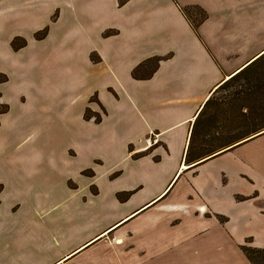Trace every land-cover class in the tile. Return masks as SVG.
Returning a JSON list of instances; mask_svg holds the SVG:
<instances>
[{"label":"crops","instance_id":"0c3cea01","mask_svg":"<svg viewBox=\"0 0 264 264\" xmlns=\"http://www.w3.org/2000/svg\"><path fill=\"white\" fill-rule=\"evenodd\" d=\"M64 3L61 29L53 25L35 51L23 47L29 58L0 83L11 106L0 116V264H251L240 247L264 248V79L254 74L264 59V0H99L89 20L72 14L87 2ZM190 5L207 13L198 34L179 11ZM107 29L115 33L103 37ZM62 38L54 60L48 47ZM153 56L162 59L152 74L133 77ZM93 94L106 111L97 123L83 118L84 108L97 109ZM68 106L77 144L62 155L82 159L73 169L46 159L45 140L57 132H43ZM150 134L157 142L145 148ZM35 136L39 149L15 148ZM72 179L80 189L68 187ZM57 184L68 194L58 196ZM34 218L38 228L26 225ZM163 218L171 228L183 220L177 258L168 250L176 245L158 243Z\"/></svg>","mask_w":264,"mask_h":264},{"label":"rangeland","instance_id":"374dc122","mask_svg":"<svg viewBox=\"0 0 264 264\" xmlns=\"http://www.w3.org/2000/svg\"><path fill=\"white\" fill-rule=\"evenodd\" d=\"M61 1H64L66 3V5H68L69 7H71L74 10V6H78V3L80 5V7L82 8V6H84L82 3L87 2L86 9L88 11L84 12V13H80V11H73V15H76L77 19H80L81 15H85L87 14V18L89 20V13L91 12L93 15V12H97V11H93V8H97V1H92V0H86V1H76V0H0V69H4V71L0 70V79H2V76L5 77L4 81H1L0 83L6 82L8 80V74L7 72V68L10 67L9 65H14V63H18L23 57L28 59L29 58V54L27 53H22L20 54L19 52L23 50V47L27 46L29 43L32 46H35L33 48V51L36 50V47L39 44H43V42H47L50 38V29L51 27L56 23V21L58 20V18L60 17L61 14V8H60V3ZM118 3V5H122L124 4V2H126L127 0H116ZM56 5V6H55ZM193 6H198V5H193ZM183 7V6H181ZM180 11V9H179ZM181 12V11H180ZM196 9L193 8L192 9V14L193 16H197L196 13ZM182 13V12H181ZM78 14V16H77ZM183 15V14H182ZM91 18V16H90ZM185 18V17H184ZM76 20V19H75ZM87 20V21H88ZM87 21L85 22V24L87 23ZM77 22V20H76ZM82 23V22H81ZM78 24V23H77ZM59 26H61L59 24ZM79 26V24H78ZM74 25L70 26V28H67L66 31L68 34H71L74 32V30L76 29V27H74ZM57 30V29H61L60 27H56L55 25L53 27V30ZM79 30H83L82 28L79 27ZM115 33L114 30L111 29H107L104 32H102V36H108ZM64 37V36H63ZM67 37H70V35H68ZM66 40H69L67 38H64ZM55 41V39H54ZM53 40L50 42V46L49 48V52L48 54H52L54 55L52 58L54 60H56V48L60 49V47L62 46H66L67 43L63 40V43H53ZM47 44V43H46ZM45 44V45H46ZM47 48V49H48ZM48 51V50H47ZM60 51V50H58ZM43 52V51H42ZM60 53H66L65 50L61 51ZM37 54V52H36ZM33 57V56H31ZM41 59V58H40ZM89 59L92 62H99L100 58L97 55L96 52H91L89 55ZM51 60V59H49ZM42 62V59L40 60ZM72 61L75 62V59H73ZM29 62V60H28ZM36 63V65H35ZM34 64L35 66H39L40 63L38 64V60L36 58L35 61H33L31 63V65ZM257 66L255 67L256 70H254L255 74L258 75L259 78L256 81H261V79H264V59L260 60V62H258L256 64ZM263 67V68H262ZM13 77L15 78L14 82H17V80L19 79V75L17 73V71L15 72V75L12 76V84H16L17 86H20L21 84H17V83H13ZM16 86V87H17ZM15 87V88H16ZM1 95V93H0ZM1 97V96H0ZM22 100V98H21ZM20 101V99H19ZM89 102H93L97 104V109L93 110L91 109L89 106L84 108V112H83V118L86 119V116H90L89 119H93L94 117H98L100 118V121L102 119V116L104 114H106V111L104 109V107L98 102L97 100V96L96 94H93L89 97ZM13 104V102H12ZM11 104V105H12ZM6 105H7V109H6ZM11 108V106L9 104H6L4 102L1 101L0 98V116L2 114H5L9 109ZM14 108V106H13ZM54 111V110H53ZM69 106H68V110H65L62 108V112H54L57 115H60L59 117L55 118V123H51L48 127H45L43 132H48V131H52V132H57V135L54 136V139L51 140H45V139H49L47 137L46 133H42L41 134V138L42 141L45 140V143L49 142V146H46L52 150H49V157H47L46 159L50 162H55L58 161L60 163H64V164H68V166L70 168H74L77 165H79L82 162V159H76V160H66L63 158L62 155V149L63 148H68V153L70 155H74V152L71 150L74 146H76L77 144V139H76V133L74 131H72L71 129L73 127H75L76 125L73 123L69 124V122H67L66 120H68V117L66 116L67 113L69 112ZM22 110H20L19 112L13 111L12 116L15 117H22V119L24 121H30V116H23V114H21ZM21 114V115H19ZM35 118V117H34ZM64 120V121H61ZM88 120V119H86ZM95 122V121H94ZM97 123V122H96ZM25 124V123H24ZM23 124V125H24ZM7 126V124H6ZM23 129V127H22ZM21 129V130H22ZM30 126H28L27 128H25L26 130H29ZM32 129V126H31ZM34 132L40 133L42 131H37L36 127L34 129ZM25 131L21 132V133H25ZM62 132V133H59ZM21 139V137H20ZM40 142V141H39ZM36 147L38 148V140L35 137L32 138H24L21 140H16L15 143V148L16 147H20L21 149H28L31 147ZM131 149V147H129ZM39 149V148H38ZM11 150H15V149H11ZM1 151V150H0ZM19 151V150H17ZM13 154H15L14 152L10 151V154L8 156V159L10 162H12V156ZM53 154V155H52ZM62 155V156H61ZM134 157V156H133ZM6 157H4L5 159ZM1 159V157H0ZM64 161H67V163H65ZM96 163H101L100 160H96ZM88 170V171H87ZM84 171H86L85 173L83 171H81V174L86 175V176H93L94 172L91 169H85ZM91 171V173H90ZM91 174V175H90ZM118 174L117 171H114L110 174V177L113 178ZM68 187L72 190H78L80 189V186L77 185L76 181L69 180V182L67 183ZM82 188V187H81ZM56 191L58 196L60 195H67V188H65V186H62V184L56 186ZM88 189L92 194H96L97 193V187L95 184H91L88 185ZM3 190V184L0 183V193ZM124 196H126L124 194ZM118 197V196H117ZM18 204H16L17 207ZM28 221V220H27ZM177 221V220H176ZM28 223H32L33 228H38V223L36 222L35 218L31 219L29 222H26V225H28ZM30 227V226H27ZM175 228V230H174ZM174 228H171L167 225V219L163 218L161 220H159V240L158 243L161 245H167V244H174L176 245V247L174 246H169L168 250L170 251V256L172 257H179L180 255H182L184 252L181 250L182 249V245L185 243V239L183 238V232H184V224H183V220L180 222V224L178 225H174ZM132 232L134 230H131ZM135 232V231H134ZM135 235V234H134ZM132 237L133 242L137 239V242L139 241L138 237L135 235V237ZM173 236V238H172ZM141 240V239H140ZM142 241V240H141ZM163 250L160 249L159 254L162 253ZM167 254V253H166ZM169 254V252H168Z\"/></svg>","mask_w":264,"mask_h":264},{"label":"trees","instance_id":"16d2710c","mask_svg":"<svg viewBox=\"0 0 264 264\" xmlns=\"http://www.w3.org/2000/svg\"><path fill=\"white\" fill-rule=\"evenodd\" d=\"M193 8L196 9L197 16L195 15L193 16L192 14ZM179 9L182 12L183 16L185 17V19L187 20V22L189 23V25L191 26L192 30L196 34H198V27L206 19L207 13L202 8L198 6H193V5L183 6V7L179 6ZM161 59L162 57L160 56H153V57L145 59L144 61H142L141 63H139L136 67L132 69V76L141 77V78L149 77L152 74L153 70L157 67L158 61ZM256 64L254 65L255 67L257 66ZM256 74L255 76L258 77V75ZM4 80H5V77L2 76V79H0V82ZM6 109H7V105H6ZM85 118L89 119L90 116H86ZM94 121L100 122V118L94 117ZM83 172L85 173L86 171L83 170ZM124 194L128 195V193H124ZM117 196H118V199L120 200H124L126 197V196L120 197L121 195H119V193L117 194ZM235 198L241 199V197L239 196H236ZM220 218L223 219L222 217ZM240 248L251 264H264V248H256V247H252L248 245H242Z\"/></svg>","mask_w":264,"mask_h":264},{"label":"built area","instance_id":"2783aa9c","mask_svg":"<svg viewBox=\"0 0 264 264\" xmlns=\"http://www.w3.org/2000/svg\"><path fill=\"white\" fill-rule=\"evenodd\" d=\"M157 142V137L155 134H150L144 139L145 148L151 146L152 144Z\"/></svg>","mask_w":264,"mask_h":264}]
</instances>
